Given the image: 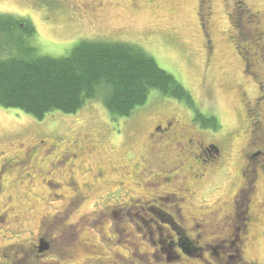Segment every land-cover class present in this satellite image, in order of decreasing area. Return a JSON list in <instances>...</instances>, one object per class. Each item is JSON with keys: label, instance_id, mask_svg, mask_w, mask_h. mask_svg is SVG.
<instances>
[{"label": "flooded vegetation", "instance_id": "af4514ba", "mask_svg": "<svg viewBox=\"0 0 264 264\" xmlns=\"http://www.w3.org/2000/svg\"><path fill=\"white\" fill-rule=\"evenodd\" d=\"M210 1L197 0L196 10L206 39L203 41L206 55L213 49L207 32V19L212 14ZM223 1L230 9L229 15L238 16L243 28L249 31V36L243 37L240 43L235 34H229V42L240 61L242 77L255 89L252 97L241 99L247 142L236 156L240 161L239 182L229 199V208L218 213L196 199L194 186L201 187L208 175H215L214 182L221 184L222 177L230 175L232 165L231 145L226 144L225 135L217 132V128L204 125L213 115L198 108L200 116L193 109L191 117L184 121L164 115L149 125L143 145L145 155L142 152L138 156L127 155L132 160L133 176L138 179L127 185H123L119 174L101 165L88 167L86 164L82 169L83 158L94 154L93 149L85 148L89 134L79 135L81 141L74 139L61 147L53 141L58 130L24 127L14 132L29 135L33 142L21 144L18 153L0 156V264H64L81 251L97 253L95 245L89 246L80 237L83 227L88 225L85 214L79 213L71 222L72 216L91 199L90 192L96 185L102 188L100 197L119 188L133 192L122 206L109 202L94 205H101L97 208L106 211L118 208L127 216L133 210L134 216H138L136 212L152 216L153 219L144 220L145 226L155 225L158 240L152 243L159 244V252L166 254L167 260L178 258L180 252L190 256L196 251L200 254L208 251L218 264H264V257L255 250L256 241L264 237L259 232L264 225V16L243 0H230V4ZM233 19V28H238L237 17ZM237 131L238 137L245 135ZM126 133L127 130L111 135L120 137ZM207 134L216 136L207 140ZM217 139L225 143L213 142ZM80 171L89 180H82ZM21 185V193L16 191L13 197L9 191L3 197L9 189ZM259 187L263 192L255 198ZM50 199L56 201L55 212L33 211L36 203L43 206ZM222 199L217 197L213 203ZM111 213L116 220L119 218L116 212ZM28 220L35 224L30 227ZM104 221L105 215L101 213L94 224ZM159 223L168 225L169 230ZM26 232L30 234L24 237ZM148 235L153 236L150 228ZM167 240L172 248L170 253L161 246Z\"/></svg>", "mask_w": 264, "mask_h": 264}, {"label": "rangeland", "instance_id": "374dc122", "mask_svg": "<svg viewBox=\"0 0 264 264\" xmlns=\"http://www.w3.org/2000/svg\"><path fill=\"white\" fill-rule=\"evenodd\" d=\"M227 1L230 4V0ZM243 2L264 16V0ZM225 3L223 0L210 1L212 14L207 19V32L213 49L209 55H206L203 46L206 39L199 27L197 0H0V14L14 15L20 20L28 19L35 28V35L26 37V41L35 46L39 55L64 56L81 40L130 43L144 49L161 68L170 72L190 92L199 110L215 116L217 130L210 128L225 135L226 144L228 142L231 145L230 175L227 178L222 177L221 184L214 182L215 175H208L201 187L194 186L196 199L201 204L222 213L229 208V199L237 188L240 161H237L236 156L239 154L238 150L244 148L247 142L241 99L255 94L254 87L242 77L240 61L229 42V34L236 33L232 26L236 16L229 15L230 9ZM10 37L16 43L15 36ZM0 42L8 46L10 38H1ZM97 100H92L75 114L53 112L41 119L42 121L19 110L0 108V156H10L21 148V144L33 142L29 135L16 133L14 130H23L27 125L46 127L56 121L59 127L53 141L59 142L61 147L66 143L71 144L68 142L81 137L79 135L83 133L89 134L86 137L89 142L85 148L93 149L94 154L88 156V152L86 153L88 157L83 158L82 169H85L86 164L88 167L101 165L115 175L119 174L123 185H127L130 181H138L133 176L132 160L127 155L130 153L138 156L141 152L145 155L143 145L149 125L164 115L178 117L180 121L191 117L190 108L184 101L152 91L145 104L136 108L130 118L108 123V117L105 116L104 119L99 114L105 109ZM122 126L127 128L129 135L125 138L113 137L111 134L121 133ZM237 130L245 135L238 137ZM107 133H111L108 138L105 137ZM215 136L207 134L205 138L209 140ZM218 139L213 142L225 143ZM81 173L83 172L80 171ZM80 178L89 180L84 174ZM22 187L23 185L9 189L3 197L9 191L14 197V192L21 193ZM151 189L152 187H148V190ZM262 192L259 187L255 198H259ZM90 194L91 199L83 204L80 212L72 216L71 222L75 221L79 213L85 214L88 225L83 227L80 237L89 246L95 245L98 251H81L64 264H218L208 251L203 254L196 251L190 256L180 252L178 258L167 260L166 254L159 252V244L152 243L158 240L155 225L145 226L149 219H153L152 216H145L140 212H136L138 216H134V210L127 216L115 208L113 212L119 217L116 220L112 213L106 214V210L97 208L101 205H94L95 202H109L122 206L131 199L133 192L119 188L100 197L103 194L102 188L96 185ZM217 197L223 199L214 204ZM56 207V201L50 199L43 206L36 203L33 211L55 212ZM101 213L105 215V221L100 225L94 224ZM27 222L30 227L35 224L32 220ZM159 225L169 230L168 225ZM149 228L153 233L151 238L148 235ZM261 228L263 230L259 229V232L264 235V225ZM29 234L26 232L24 237ZM168 241H164L161 246L170 253L172 248ZM206 242L213 243L209 240ZM255 250L264 257V237L256 241Z\"/></svg>", "mask_w": 264, "mask_h": 264}, {"label": "trees", "instance_id": "16d2710c", "mask_svg": "<svg viewBox=\"0 0 264 264\" xmlns=\"http://www.w3.org/2000/svg\"><path fill=\"white\" fill-rule=\"evenodd\" d=\"M236 17L238 28L234 29L240 41L249 36V31ZM12 35L16 43L11 41ZM34 35L35 28L28 19L20 20L14 15L0 14V41L1 38H10L8 46L0 42V108L19 110L41 120L53 112L75 114L92 100L98 99L105 109L99 114L104 119L107 116L108 123L121 122L145 104L150 92L156 91L160 95L184 101L190 110L195 109L197 116H200L190 92L137 45L81 40L68 54L53 57L37 54L35 46L26 41V37ZM203 123L213 128L218 125L215 116ZM58 127L54 121L40 128L57 131ZM126 130V127L122 128L123 132ZM127 135L128 130L120 137H113L125 138ZM76 139L80 140V137Z\"/></svg>", "mask_w": 264, "mask_h": 264}]
</instances>
